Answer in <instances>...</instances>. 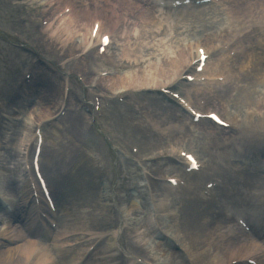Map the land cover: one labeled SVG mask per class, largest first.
Returning a JSON list of instances; mask_svg holds the SVG:
<instances>
[{
	"label": "bare ground",
	"instance_id": "1",
	"mask_svg": "<svg viewBox=\"0 0 264 264\" xmlns=\"http://www.w3.org/2000/svg\"><path fill=\"white\" fill-rule=\"evenodd\" d=\"M42 1V3L47 2L46 4H49L50 2V0ZM57 1V7L52 13H56L64 6L70 7L69 15L71 18L68 24L58 31L64 32L66 36L64 40V52L68 55L67 57L80 51L88 43L87 35L90 31L92 22L95 20V16L98 15L97 18L101 21L102 31L112 32V44L116 46L117 49L115 56L109 58V61L111 65L121 68L124 72L119 73L113 78L107 79L110 83L111 91L117 90L122 92L126 89L140 90L146 87H156L160 90L165 87L173 86L174 84L180 85L176 83L178 81V77L182 75L183 72L188 70V63L191 62L194 56L190 55L188 52L185 54L181 46H178L175 51L169 52L166 51L167 49L162 47L161 44L157 48L161 50L162 53L166 54L165 58L161 60H149L150 62L148 61L147 66L143 68V47H153L152 44L154 40L156 41L157 39L162 40V38H167L171 33L176 35V30L182 23L180 20L182 21L188 14L191 13L180 14L178 12H174L173 14L155 16L146 11L144 6L135 4L132 0L123 1L120 9L109 6L107 4V0ZM225 2L229 4L227 8L224 7ZM242 2V8H238L239 4ZM220 7H223V13L220 16L225 19V27H222L223 24H219L220 27L217 32L216 29L213 30V27H207V24L203 23L201 27L203 35H201V38L193 39L192 41H189L188 39L186 41V45L191 42L195 44H202V42H204L207 52L210 53L214 50L213 45L210 43L212 39L217 37L231 41L235 37H241V40L238 41V43L240 45L241 43L246 44L248 57L251 59L253 58L254 63L248 66L247 64H243V62L241 64L239 62V65L237 62L238 60H236V64L227 67L226 70L228 73L226 74L227 80L225 81V84L229 85V87L224 90V92H221L216 96L212 94L210 95L209 92L208 99L210 97L221 101L226 100L233 102L234 105L241 104L243 107L247 106V108H254L251 116L260 120V118L264 115V94L260 93V95H257L253 88L256 85H264V56L261 57V53L256 51V48L260 51H264V48H262L264 47V40L257 39L258 36L255 33V27H258L259 31L264 30V0H224ZM247 18L249 20H246ZM220 20H222V18H220ZM172 21L176 22L174 24L170 23ZM221 29L224 30L220 31ZM53 33H55V31ZM247 33L255 37L257 41L255 47L251 46V40H249ZM72 34L76 35L77 39H79L81 43L76 44L75 41H73L74 39L71 38ZM45 35L48 40H54L48 32H45ZM55 40L57 41V37H55ZM45 46L47 47L48 45L46 44ZM49 46L53 49L55 48L54 44L49 43ZM242 57H246V53H244ZM219 62L220 59L213 58L212 56L211 60L206 63L205 75L207 77L222 76L224 68L221 67L222 64H219ZM236 66L238 67L236 68ZM258 66H262V72L258 70ZM44 82L45 80L42 81L41 86H44ZM240 84L245 85L241 86ZM215 86L221 87L222 84H216ZM191 90L193 92L192 94L199 91L196 85H190V87L185 86L183 94L188 101L192 97L189 93ZM51 108L40 109L37 112L38 114L34 117L35 122H41V120L50 117ZM153 109L154 115H152V118L153 121H156V126L159 128V134L168 130L169 134L174 135L177 138H179L180 135L185 134L188 135V137H191V132L187 130L188 128L185 129L183 125L184 121L172 122L170 120H173V117L175 116V114H173L174 109L171 110L168 107L161 108L160 104H154ZM27 110L30 115L36 113L33 105L28 106ZM106 113L107 122H109L113 128L115 137L116 135L118 137L117 125L120 119L119 115L115 111H106ZM151 113H153V111ZM149 116V114H146L144 117L147 119ZM31 117L32 116L29 118ZM167 117L170 122H167ZM226 117L229 120H235L234 117ZM1 120L2 116L0 114V122ZM147 121H149V119L146 120V122ZM74 122L75 120L72 119V123ZM87 123L89 128V121H87ZM79 124L80 137L83 140H87L88 133L85 132L84 124L82 121L81 123L79 122ZM142 124L143 121H137L136 125L138 130L142 131L144 135H148V131L143 128ZM25 132L26 127L24 125L21 128V137ZM263 135L264 134H262V136ZM30 137L31 135L27 136L28 141ZM212 138L215 141L216 147H228L224 145L225 142L223 141H225V139L217 140L215 136ZM20 140L21 139H19V141ZM170 143L171 144L167 146L173 148L174 146H171L173 143ZM234 144L235 143L232 145ZM148 145H150L149 149L156 148L155 145L151 144L150 138ZM246 150L248 151V148ZM53 153L56 154L57 150L53 151ZM224 153L225 152L219 154L220 157ZM63 154L66 155L67 158L69 157L72 159L73 153L71 151L67 152L64 150L61 152V148H59V155H57L58 161ZM212 157L218 159L214 155ZM146 158L149 160L148 163H157L158 160H163L160 157L149 158L146 156ZM164 159H167V157ZM13 161L17 162L16 160ZM253 161L258 163L256 158H254ZM75 162L79 167L76 177H69L68 168L73 163H68L65 164L63 170L58 173L61 180H54V183L59 185L57 190L64 195L62 196L60 193V197L65 198V213L63 214L64 220L62 221V223L66 222L65 226L63 227L61 225L59 219L56 231H52L50 228L43 229L41 227H37L35 220L30 218L31 212H28L24 223L28 231H33V234L37 236L31 238V241L25 243L24 245L0 252V264H24L28 255L29 257H34L32 264H54L52 262L53 254L54 257H58L60 264H76L78 254L64 251L65 247L67 245H71L72 243L83 241L82 245L85 246V249L82 250V253L85 254L87 248L95 240L99 239L107 232H110V236L112 237L108 239L104 238V242L101 240L100 242L103 243L100 244L99 242L100 245L98 244L99 246L97 245L94 248V251L89 253L87 256L88 261H91L89 264H120L124 261L126 262V260L121 259V256L115 255L116 251L112 238L114 239L117 231L113 228L112 218L109 215L111 212L106 204H103V201H101L99 193H96L95 191L98 184L94 182V186L92 182L91 185V181L96 178L94 176L98 175L99 169L95 166L93 161L84 162L81 158V152L75 158ZM164 167L165 166H162L159 169V173L162 177H165L162 175L163 173L168 174L169 172V174H172V172L175 171H169ZM50 168L51 167H49V169ZM258 170L259 169L256 167L254 168L253 173H246V175H243L242 178L241 173L236 175V178H241V181L244 180L242 186L245 188V191L247 190L245 194L237 191L236 195H244L243 203L250 217L254 216V225L258 223L262 226L261 229H259V225L255 226L256 230L259 229L263 231V234L260 232L256 234V236L258 238H264V179L258 177ZM204 177L205 173L202 177H197V175L194 176L189 189L191 192L190 194H193L196 187L199 188ZM4 185L10 188L12 192H16V194L20 192V194L23 195V193L26 192V184L22 173L17 166L11 172L10 177L6 178ZM187 193L188 191H184L182 194L179 192L178 195L181 194L183 201H185V195ZM167 197L168 194L165 196L166 200ZM26 200L27 194H25L24 202ZM56 202V205L59 207L60 201L58 197ZM186 204L188 203H183V207L178 210L175 216L169 217L172 222L169 227L173 233L181 234L180 239H178V236L175 234H173V238L174 240L177 238L179 244L183 247L189 264H230L231 262L238 261L260 249L261 246H257L256 242L248 240L244 234H234L232 231H227L224 226H221L225 224L222 221L220 224L213 227V216L220 214L219 208L216 207L202 214ZM66 205L71 207L66 208ZM137 211V207L133 204L128 205L125 209V212L128 215L135 214ZM145 218L148 219V217ZM65 219L69 220L65 221ZM206 219H211L210 225L206 224ZM250 220L252 222L251 218ZM143 222H147V224H149L150 230H156V226L150 224L147 220H143L142 223ZM111 230H114V232H111ZM136 231H139V229H136ZM136 231L133 229V232L136 234L134 238L144 242L146 238L145 235L140 232L136 233ZM46 233L54 235L51 239L53 248L55 249L53 254H50L49 252L46 253L45 251L39 249L38 245L34 241L38 235ZM18 234L19 233H16L13 237L14 239H11L10 241H18ZM156 234L158 236L161 235V233L157 231ZM162 240L164 239L160 238L158 240L156 249L158 252L162 253L163 256L168 257L167 259L169 261V259H171L170 255L176 254L170 253V255H168L166 251H163L159 244V241ZM165 242L169 243V241ZM130 246L134 249H141L136 242L131 243ZM37 249H39L38 252L35 251ZM72 254H74V256ZM169 263H172V261L170 260ZM260 263L264 264V258L260 259ZM127 264H129V262Z\"/></svg>",
	"mask_w": 264,
	"mask_h": 264
},
{
	"label": "rangeland",
	"instance_id": "2",
	"mask_svg": "<svg viewBox=\"0 0 264 264\" xmlns=\"http://www.w3.org/2000/svg\"><path fill=\"white\" fill-rule=\"evenodd\" d=\"M41 2L43 1L39 0L38 2L39 4H38L36 2H30V0H0V36H1L0 104L2 105V109H1V115L3 116L2 123L4 122V124L0 129V141L9 140V134H8V132H10L9 127L12 125V118H15V116L17 117L20 116L19 118H23V121H25V127H29L33 124L31 118H28L29 113H21V112H27L28 106L35 103L33 108L35 109L36 113H33L34 115H37L38 114L37 112L40 109H48L52 107L50 112L51 114L50 117H52L57 113V109L60 107L59 103H62L66 105L62 113H67V115L62 119V121L54 123L53 127H51L52 129L50 131V134L47 135L48 137L45 143L46 153L43 159L46 165H50L52 160L51 159L49 160L46 154L47 151L52 147L57 149L61 148V151L64 150H66L67 152L71 151L73 154H72V159L69 157L67 158L66 155L63 154L59 159L58 164H57V160L54 161L55 160L54 158L53 163H56L55 167L57 170L55 172V178H56L55 180H61L58 173L62 171L64 165L68 163L70 164L73 163L68 168L69 177L71 178L76 177V173L79 167L75 162V158L81 152V158L84 162L93 161L95 163V166L99 169V173L98 175L94 176L96 178H94L91 181V185L92 182L94 186H95L94 182L96 184L100 183V186L98 187V191H96V193H99L100 199L101 201H103V204L106 203L109 209H117L118 207H119L118 209H124L125 207L131 204L142 207L143 204L146 202H145V196L143 195V191H142L143 183L141 181V171L140 169L137 168V166L134 167L135 162L145 161L146 156L147 157H153L154 155L158 156L161 155L162 152H164L166 156H171L168 158H169V162L172 163L173 160L174 161L176 160V157H174L170 153V149L167 145L170 142L173 143L175 142L179 143V141L186 142L188 139L191 138L188 137L179 140L177 139V137H171L168 136L167 134H164L165 136L162 135L154 136L151 139L152 141L151 144L155 145L156 147L155 149L154 148L149 149L150 145H146L148 143V141L146 140L144 144L145 147H143L142 152L139 154V156L135 158H131V160H133V162L131 163H130L131 160L126 162L130 164H125L124 161L126 160H124L123 157L128 156V154L130 153V147H136L137 145L133 142L132 134L136 133L140 135L141 132L137 131L136 128H135L136 131L131 130L132 125H128L129 121L127 120L121 119L120 122H118L117 125L118 136L119 134L120 135L127 134L128 135L127 137L131 142L130 146H128L123 151L124 153L127 154L122 156L123 152L120 151L117 144L113 142V138L115 142H117V140L114 134V130L109 122H107L109 127L105 125L107 132H103L101 134V137L98 135V133L101 132L102 129L104 128L101 113L98 114L100 115V121L97 122L95 120L93 122L91 106L88 105V101L91 100V97L94 94L99 95L101 99L100 100L101 108L105 110L104 113H106V111H110L115 104H121L128 108V111L130 112L127 113L128 115L132 116V118L135 120L139 119L143 122L145 121L144 116L146 114L150 115L149 118H151L152 115H154V109H153L154 104H160L161 108H165L167 106L165 105L164 102L161 101L160 96H158V93L156 91L136 92V93L128 94L127 96H122L120 98H117L118 96L116 97V95L112 96L113 92L109 90L108 84L106 83L107 80L106 78H102V82H98L99 84H97V87L94 90L95 84H93V82L89 84V82L86 80V76H84L82 70H80L81 68L80 62L83 61L86 64L87 68L90 70L101 71V72H104L106 70L109 72L113 70L112 69L113 66L100 62L94 57L93 53L81 56L80 52L78 51L79 53L78 52L74 53L73 56L70 58H62L61 57L62 53L60 51L61 45L57 43L58 46L55 49L51 48L49 46V43L54 44V41L46 40V37L39 33V27H40L39 22L41 20V17L44 15L43 10L47 3V2L44 3ZM242 5L243 2L239 4L241 8ZM213 12L214 14H217L220 11H213ZM207 18H208L207 20H209L211 17H207ZM201 19L202 18H200V20ZM212 21L214 22L215 26L219 25V18ZM191 23L194 24L195 22L191 20ZM203 23H206L207 26L209 25H211V27L214 26L213 23L200 21L199 24H194L193 27L189 29L188 33L184 35L189 36V38H199L201 35H203L201 33L202 30L201 27ZM181 37L179 36L176 37L172 42L171 40L168 41V38H162V40L157 39L156 41L154 40L152 44L153 47L150 46L147 49V53L145 54V55H149V57L147 59H144L145 62H143L142 65L143 68L147 66V62L149 60L153 61L155 59L161 60L165 58L166 54L162 53V51L159 50L157 47H159L161 44L162 47H165L164 42H166L168 46L166 51L172 52L175 49V47H177L178 44H180L179 38ZM71 38L74 39L73 41H75L76 44L81 43V41L77 39L76 35H74ZM21 41H24L25 43L23 44L21 43ZM46 44L48 45L47 47L45 46ZM149 49H151L153 53H151ZM32 50H37V52L35 53ZM110 50H111L110 54L114 56L116 54V47L112 46ZM37 60H41L43 61V63H39ZM28 71L31 74V76H33L34 73L37 76V81L34 84L32 82V78L30 80L31 81L30 84H27L24 81L22 82L24 73ZM123 72L124 70H121L119 73H123ZM76 77L82 78L83 83L78 82ZM92 78H93V74L89 77V80ZM43 80H45L44 86H41ZM64 80L68 81L67 88L69 89L66 99H64V94H63V89L65 87ZM25 86L29 88L25 89L24 88ZM84 89H88L91 91L89 92L88 90H84ZM254 91L257 95L258 94L260 95V93L264 94V85L263 84L256 85L254 87ZM220 107L221 109L224 107V111H222V113L225 115V117L226 116L234 117L235 120L237 119L243 121L244 126L258 128L259 121L256 118H250L249 116H247V114L252 113L253 110H248L246 107H243L241 104L234 105L233 102H227L224 103L223 105L220 104ZM67 109L69 110L67 111ZM152 111L153 113H151ZM106 116L107 113L105 117ZM247 117H249V119ZM4 119L6 120L4 121ZM72 119L75 120L74 123H72ZM44 121L45 120L40 122L39 124L40 127L44 125ZM78 121L80 123L82 121L84 124L85 132L88 133L87 140H83L80 137V132H79L80 124ZM87 121H89V128ZM167 122H170L168 117H167ZM143 127L145 128V126ZM7 129L9 130L8 132ZM32 130L33 128L27 129L26 133L28 132L32 133ZM247 130H251L254 132L253 129H247ZM225 132H226L225 134L226 136H230V133L228 131ZM191 134L193 135V141H192L193 145L191 147L195 149L197 143V146L200 148L199 152L201 154L200 156L201 159L205 162V164L212 166V163H214L215 161L212 162V158L202 151L201 144H198L195 132ZM247 135L248 134L246 130H244L243 128L240 131V133L236 135L232 134V136L237 139L240 138L245 139ZM259 138L261 139L262 136H259ZM105 139H107L109 143H107ZM236 142H237L236 144L238 145V141ZM180 144H173V145L177 148H183L186 143L184 145H180ZM256 147L258 149H264V142H258V143L254 142L251 149L256 150ZM186 148L188 147L186 146ZM227 150L229 151L230 148L228 147ZM238 151L241 150L238 149ZM210 152H213V155H216V153L221 152V148H218L215 151H213L212 149L210 150ZM255 154L257 153L255 152ZM51 157L53 158L54 156ZM247 157L248 156L246 153V155H244L243 158L249 160V158ZM263 160L264 157H261V160H259L258 165L256 164V167H258L259 169L257 171L258 177L262 179H264ZM247 164L246 165L240 164L238 167L242 171L247 170L248 174L253 173L254 172L253 167L255 165L251 166L252 165L251 162ZM147 166L151 167L152 169L157 168V166L154 164ZM125 167L127 168V171H124V173L126 174L128 179L124 182L122 181L121 176L118 174H120V168L124 169ZM233 170L236 169L233 168ZM2 172L3 175L6 174L5 170H2ZM7 175L9 174L7 173ZM120 182H122V185H125V187L128 188V192H126V190L124 189L121 190L120 188L117 187ZM150 184H152V182H150ZM54 187H55L54 188L55 191L59 192L56 190V186ZM129 189L134 190L133 193L129 191ZM244 192H247V190ZM60 193L61 192H59V196H58L60 201L59 207L61 206V209H59L60 210L59 215H60V219L64 220V218H62V215L65 213L64 210L65 198L60 197L61 195L64 196L62 193L60 195ZM128 193L130 194L129 197H128ZM11 194L14 196V198L11 196L7 197L9 201H13L11 205H15L17 203L23 205L24 198L21 197L20 194H18L17 196H15L13 193ZM132 194H133V198L130 199V196ZM121 199L122 201H120ZM28 206L32 207L31 205ZM195 206L198 207L200 205L198 203H195ZM67 207L70 208L71 206L66 205V208ZM205 209L208 208L205 207ZM140 210L143 211H139L138 215L137 213L135 216L130 215L128 222V224L131 225L132 229L133 228L139 229V232L142 231L140 225L142 224V221L144 220L145 216L150 214L145 209H140ZM0 215L2 216L1 218L8 217V213H6L3 210L0 211ZM110 216L112 220H116L115 210L111 211ZM164 219L166 220V217H164ZM67 220L65 219V221ZM13 224L14 226L22 227L21 223L18 224L17 222H15ZM65 224L66 222L62 223L61 225L64 227ZM116 225L118 226V222H116ZM122 232H124V229L122 230ZM121 234L118 235V239L116 241L120 246L121 252H123L127 249L126 245L128 241V236L124 234L123 236H121ZM24 243L25 241L21 240V242H19L20 245L18 246L24 245ZM5 244L6 243H2L3 246H5ZM154 245H155V241L151 240L150 238L145 239L144 240L145 252L139 254V256L141 258H146L149 260L152 259L155 262V264H180L181 259H175V257L171 255H170L171 259H169V261L171 260L172 263H169L167 259L168 257L162 256V254L155 249ZM177 247L178 249L180 248L178 245ZM162 248L165 250H169V247L164 243H162ZM0 250L1 252H4L7 251L8 249L6 247H3ZM134 255H138V254L134 252ZM179 257L181 258L180 255Z\"/></svg>",
	"mask_w": 264,
	"mask_h": 264
}]
</instances>
